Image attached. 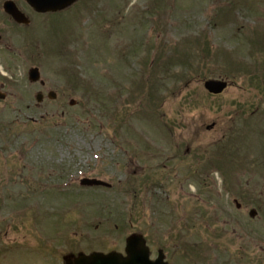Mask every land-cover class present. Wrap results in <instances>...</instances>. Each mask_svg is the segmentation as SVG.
I'll use <instances>...</instances> for the list:
<instances>
[{
    "label": "rangeland",
    "instance_id": "rangeland-1",
    "mask_svg": "<svg viewBox=\"0 0 264 264\" xmlns=\"http://www.w3.org/2000/svg\"><path fill=\"white\" fill-rule=\"evenodd\" d=\"M5 1L0 91L10 96L0 101V153L14 152L0 168L64 165L72 185L0 188V264L120 252L133 233L156 254L167 248L175 264H212V236L215 264H242L237 237L264 230L248 216L256 209L264 219V89L243 73L264 48V0H80L52 20L41 15L36 61L50 81L45 90L13 59ZM69 74L77 79L66 87ZM212 78L234 86L212 96L203 86ZM53 89H66L76 105L36 106V94ZM83 177L112 188H82ZM202 198L215 233L196 220L189 256L178 247L179 227L171 233L177 212L163 211L173 203L181 217ZM248 244L245 264L257 254Z\"/></svg>",
    "mask_w": 264,
    "mask_h": 264
},
{
    "label": "water",
    "instance_id": "water-1",
    "mask_svg": "<svg viewBox=\"0 0 264 264\" xmlns=\"http://www.w3.org/2000/svg\"><path fill=\"white\" fill-rule=\"evenodd\" d=\"M74 1L75 0H30L37 10L42 12L63 9L71 5ZM6 9L9 13L17 17V11H15V9L13 10L8 5H6ZM38 78L39 73L37 70H34L31 73V79L37 80ZM205 86L212 93H221L226 87V84L219 81H208ZM83 184L107 186L105 183L98 181H85ZM126 252L128 254L127 258H123L118 254H110L107 256L94 254L90 257L81 256L75 263L68 261L67 264H163L162 255H160L156 262L149 261V251L145 247L142 238L138 236H133L128 240Z\"/></svg>",
    "mask_w": 264,
    "mask_h": 264
},
{
    "label": "flooded vegetation",
    "instance_id": "flooded-vegetation-1",
    "mask_svg": "<svg viewBox=\"0 0 264 264\" xmlns=\"http://www.w3.org/2000/svg\"><path fill=\"white\" fill-rule=\"evenodd\" d=\"M18 8L20 9V11H22L23 13H25V15L28 17V19L30 20V23L27 27L30 26L31 24V17L30 14H32L33 17V10L30 8V6L24 1V0H17L16 2ZM26 26L23 25H19L17 28L23 33L25 28H27ZM2 40V37L0 36V41ZM32 43H36L35 41V35L32 36ZM28 51L30 52V50L28 49ZM45 87V86H43ZM70 102V99L67 100L65 95L59 96L56 95V99L54 101H48L46 99L43 100V103L41 105H45L46 103H51L57 107H64V105L67 102ZM2 153V152H1ZM3 153L0 154V158L2 157ZM23 158V155H22ZM53 174V173H52ZM52 174L49 175L50 178H52ZM59 179L62 180L63 179V174H59ZM41 180V173L40 171L35 168V167H31V166H20V167H8L7 169L1 167L0 168V183L3 184L2 186H9V183L12 184H25V186L27 184H34L35 182H40ZM264 230H261L257 235V239H256V248H257V254H256V258L254 259V257H251V264H264V234H263Z\"/></svg>",
    "mask_w": 264,
    "mask_h": 264
}]
</instances>
